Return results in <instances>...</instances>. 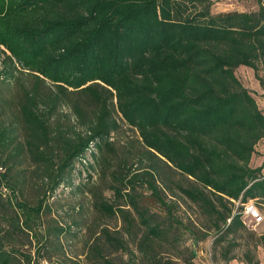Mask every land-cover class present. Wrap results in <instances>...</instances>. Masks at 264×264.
Here are the masks:
<instances>
[{"label": "trees", "instance_id": "obj_1", "mask_svg": "<svg viewBox=\"0 0 264 264\" xmlns=\"http://www.w3.org/2000/svg\"><path fill=\"white\" fill-rule=\"evenodd\" d=\"M255 3L252 11L211 14L210 0H0V51L11 71L32 78L18 103L24 149L56 169L50 190L111 146L117 119L138 136V165L119 161L109 172L120 201L89 191L93 210L120 224L90 231L86 264H192V247L210 230L215 243L249 237L245 250H264V232H248L241 215L242 203L264 200V169L248 165L264 139V116L233 75L247 66L264 86L257 73L264 71V0ZM60 106L72 110L82 133L50 127ZM8 141L1 129L0 154ZM5 178L2 172L11 189ZM141 191L161 214L142 204ZM181 205L195 207L206 222L182 217ZM0 207L12 214L0 226V264H32L14 243L43 237L36 252L47 249L37 226L43 200L28 205L0 195Z\"/></svg>", "mask_w": 264, "mask_h": 264}, {"label": "rangeland", "instance_id": "obj_2", "mask_svg": "<svg viewBox=\"0 0 264 264\" xmlns=\"http://www.w3.org/2000/svg\"><path fill=\"white\" fill-rule=\"evenodd\" d=\"M210 1L209 12L211 14L228 11H252L256 8L255 0ZM0 49L3 50L2 47ZM5 54L8 55L6 51L5 53L0 51V130L6 129L9 141L1 151L0 160L3 165L2 172L6 174L5 181L12 189L8 188L7 197L12 200L15 197L16 201H24L28 205H34L42 199L43 210L39 217L40 223L37 226L38 230L44 231L43 234L49 239L47 249L39 251L38 254L36 247H41L43 237H38V241L35 242V240L23 236L14 243V247L21 244L18 251L29 254L32 264H86L83 256V243L90 231L104 226L116 229L120 224L118 220L108 218L93 210L91 207L92 195L89 191L101 194V198L111 204L120 201L112 195L109 172L119 161V165L130 164L131 169L138 165L137 159L141 147L138 143L137 133L116 118L119 128L116 132L109 134L111 146L108 149L102 147L100 151L96 150L95 157L90 160L85 159L82 166L77 164L72 174L66 171L64 174L66 180L50 190L48 188L51 182L49 176L54 175L56 169L53 168V165L45 168L43 164L30 159L24 149L23 133L18 117V103L22 95L20 87L30 85L32 78L25 72L18 71V67H16L17 71H11ZM257 73L264 78V71L258 70ZM233 75L247 89L264 116V86L259 85L252 69L239 65L234 68ZM47 84V81L45 85L41 84L40 90L45 91ZM49 124L51 128L56 126L67 135L76 131L82 133L84 130L83 126L77 122L72 110L66 106L56 108ZM248 165L250 167L261 166L264 169V139L255 143ZM167 174L172 181L186 183L179 175L170 172ZM69 179L70 183L67 185L66 182ZM141 192L143 195L142 204H146L150 210L161 214L162 211L158 210L147 193ZM166 198H170L167 192ZM249 204L258 211L264 221V200L251 199ZM178 213L182 217L188 215L196 223L197 221L206 222L205 218L193 206L186 208L181 205ZM10 218H12L10 209L0 207V226L6 227L8 221H11ZM58 227L62 232L56 235L54 229ZM247 231L255 235L262 234L264 222L254 226L253 230L248 229ZM214 237L215 235L210 230L205 238L192 247L194 249L192 264H247L245 262L247 257L255 260L256 264H264V250L260 245L249 247L248 251L245 250L244 243L251 242L249 237L242 240L237 236L228 235L219 243L213 242ZM183 254L186 255L185 252ZM229 256L234 258L226 260ZM23 264H25L24 260Z\"/></svg>", "mask_w": 264, "mask_h": 264}, {"label": "built area", "instance_id": "obj_3", "mask_svg": "<svg viewBox=\"0 0 264 264\" xmlns=\"http://www.w3.org/2000/svg\"><path fill=\"white\" fill-rule=\"evenodd\" d=\"M3 171V167L0 165V174ZM9 194L7 186L4 185V182L0 179V195L2 197H7ZM10 198V197H8ZM11 199V198H10ZM241 215H242V222L248 229L254 228L256 225H260L263 223V217L254 209V207L249 204L248 202L242 203V210H241Z\"/></svg>", "mask_w": 264, "mask_h": 264}]
</instances>
